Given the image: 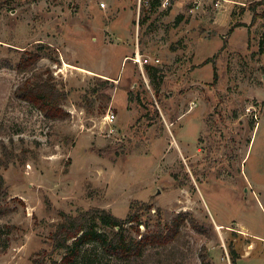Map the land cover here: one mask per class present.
I'll return each mask as SVG.
<instances>
[{
  "label": "rangeland",
  "instance_id": "rangeland-1",
  "mask_svg": "<svg viewBox=\"0 0 264 264\" xmlns=\"http://www.w3.org/2000/svg\"><path fill=\"white\" fill-rule=\"evenodd\" d=\"M25 52L65 119L15 97ZM0 173V264L60 259L63 213L133 202L140 233L188 218L176 264H232L231 246L264 264V0H0ZM85 248L81 264H115Z\"/></svg>",
  "mask_w": 264,
  "mask_h": 264
},
{
  "label": "trees",
  "instance_id": "trees-1",
  "mask_svg": "<svg viewBox=\"0 0 264 264\" xmlns=\"http://www.w3.org/2000/svg\"><path fill=\"white\" fill-rule=\"evenodd\" d=\"M160 1L151 0V4L157 6ZM142 21L144 19L140 22ZM39 59L40 54L37 52H25L20 58L17 64L18 72H30L31 75L17 86L14 91L15 97L37 107L49 119H65L69 112L63 108L62 104L68 94L58 87L52 75L43 78L42 73H37L36 75L40 78H34ZM107 97L109 101L111 96ZM4 162L7 165V162ZM7 195L5 178L0 173V218L7 211V206L3 204ZM135 207L136 203L133 202L132 210L124 218L99 206H93L76 215L63 213L62 219L55 224L51 232L52 249L54 252L63 253L61 258H55L52 253L49 258L43 255L34 259V264H46L48 259L53 264H81L87 258V250L91 249L85 247L91 243L99 246L115 264H176L183 253L181 247L183 229L187 226L188 218L180 213L172 222L162 225L158 221L154 228L140 233L139 226L144 222L141 211L134 210ZM144 207L147 210L152 208L148 203H144ZM157 211L159 212V209ZM96 221L113 227L112 233L97 229L94 225ZM90 223L92 226H89ZM132 228L137 230L140 237L133 234ZM230 250L233 255L232 264H235L239 254L234 246H231ZM86 263L95 264V261L88 258ZM204 263L210 264L205 259ZM98 264L102 263L98 262Z\"/></svg>",
  "mask_w": 264,
  "mask_h": 264
},
{
  "label": "built area",
  "instance_id": "built-area-1",
  "mask_svg": "<svg viewBox=\"0 0 264 264\" xmlns=\"http://www.w3.org/2000/svg\"><path fill=\"white\" fill-rule=\"evenodd\" d=\"M196 1V0H195ZM161 2H162V5L164 6V7H169V6H171L172 5V3H173V0H161ZM195 3H198V2H195ZM178 4H181V1H179L178 2ZM102 6H105V2H102ZM136 60L137 61H140L141 59L139 58V53H138V57L136 58ZM115 114L113 113V112H110V113H108L107 114V119H108V121H114V119H115ZM263 240H264V238H262Z\"/></svg>",
  "mask_w": 264,
  "mask_h": 264
},
{
  "label": "crops",
  "instance_id": "crops-1",
  "mask_svg": "<svg viewBox=\"0 0 264 264\" xmlns=\"http://www.w3.org/2000/svg\"><path fill=\"white\" fill-rule=\"evenodd\" d=\"M256 125H257V124H256ZM254 236H256L258 239H260V238H263V237H264V236H260V235H254ZM253 246H254V247L256 246V242H253V245L249 247V250H250V249H251V247H253ZM249 250H248V251H249Z\"/></svg>",
  "mask_w": 264,
  "mask_h": 264
}]
</instances>
